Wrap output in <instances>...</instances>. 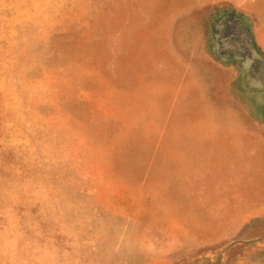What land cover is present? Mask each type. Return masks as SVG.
<instances>
[{
  "label": "rangeland",
  "instance_id": "374dc122",
  "mask_svg": "<svg viewBox=\"0 0 264 264\" xmlns=\"http://www.w3.org/2000/svg\"><path fill=\"white\" fill-rule=\"evenodd\" d=\"M0 264H264V0H0Z\"/></svg>",
  "mask_w": 264,
  "mask_h": 264
}]
</instances>
